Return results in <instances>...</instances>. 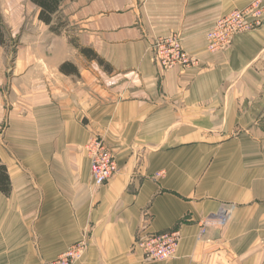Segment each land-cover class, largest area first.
Returning <instances> with one entry per match:
<instances>
[{"label":"crops","instance_id":"1","mask_svg":"<svg viewBox=\"0 0 264 264\" xmlns=\"http://www.w3.org/2000/svg\"><path fill=\"white\" fill-rule=\"evenodd\" d=\"M253 1L66 0L58 34L6 1L18 44L10 69L0 46V264H48L81 240L75 264H264V17L217 53L205 37ZM175 34L196 64L166 70L152 46ZM92 136L119 169L99 187ZM167 231L177 257L144 261L138 239Z\"/></svg>","mask_w":264,"mask_h":264},{"label":"built area","instance_id":"2","mask_svg":"<svg viewBox=\"0 0 264 264\" xmlns=\"http://www.w3.org/2000/svg\"><path fill=\"white\" fill-rule=\"evenodd\" d=\"M264 17V5L261 0H255L242 10H234L232 13L218 18L214 26L206 34V49L210 53H217L231 45L235 35L247 33L260 27ZM155 60L160 67L166 70L180 66L188 68L196 64L182 48L181 38L177 34L157 40L152 46ZM85 154L90 163L92 184L102 186L109 178L118 173L119 169L114 154L109 149L108 143L100 136H92L84 147ZM218 213L202 222L209 226V220L217 217ZM226 212L230 213L231 210ZM224 223V218L220 221ZM181 242L179 231H167L152 235L144 239H138L135 246L143 254L144 261L172 260L177 257V249ZM87 241L70 246L66 252L59 255L48 264H75L81 260L87 248Z\"/></svg>","mask_w":264,"mask_h":264},{"label":"trees","instance_id":"3","mask_svg":"<svg viewBox=\"0 0 264 264\" xmlns=\"http://www.w3.org/2000/svg\"><path fill=\"white\" fill-rule=\"evenodd\" d=\"M28 1L37 7L38 20L45 26L48 25L49 27H51V30L54 33L58 34L61 28L60 27L61 24L53 26L52 21L54 16L57 14L61 4L66 0H28ZM70 1H74V0H70ZM5 41L6 40H5L4 29H2V25L0 22V46H4L6 44ZM80 52L84 55L89 56L91 51L80 49ZM9 190H10V186H9L8 173L6 172L5 167L0 165V192H2L4 195H8Z\"/></svg>","mask_w":264,"mask_h":264},{"label":"rangeland","instance_id":"4","mask_svg":"<svg viewBox=\"0 0 264 264\" xmlns=\"http://www.w3.org/2000/svg\"><path fill=\"white\" fill-rule=\"evenodd\" d=\"M6 1L7 0H0V22H1V25H2V29H4L5 38L8 40L6 43H8L7 46H8L9 49L6 50V54H5L6 56L5 57L7 58V61H8V64L7 65L9 67V69H10L12 67V63H13V61L15 59V57H14V55H15V48H16L15 46L18 44V42H17V39H13L11 36H8L7 35V33H8L7 31L8 30L11 31V26H10L11 17H10V14H8L7 11L5 10ZM261 1H262V5H264L263 0H261ZM257 28H259V27H257ZM257 28H255V29H257ZM241 34H244V33H241ZM228 47H226L225 49H227Z\"/></svg>","mask_w":264,"mask_h":264}]
</instances>
